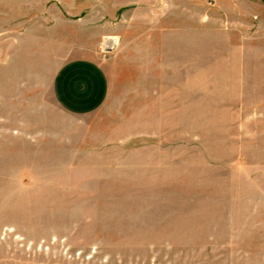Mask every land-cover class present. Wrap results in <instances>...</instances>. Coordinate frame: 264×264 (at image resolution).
Masks as SVG:
<instances>
[{"label":"rangeland","instance_id":"rangeland-1","mask_svg":"<svg viewBox=\"0 0 264 264\" xmlns=\"http://www.w3.org/2000/svg\"><path fill=\"white\" fill-rule=\"evenodd\" d=\"M163 5L149 35L0 18V264H264V0ZM88 55L108 98L75 117L50 79Z\"/></svg>","mask_w":264,"mask_h":264},{"label":"crops","instance_id":"crops-1","mask_svg":"<svg viewBox=\"0 0 264 264\" xmlns=\"http://www.w3.org/2000/svg\"><path fill=\"white\" fill-rule=\"evenodd\" d=\"M167 2L168 0H0V18L6 19L8 24L10 19L17 20L13 25L18 31L21 30L18 34L23 38L33 35L35 30L41 28L51 32L56 25L50 20H61L65 25L77 23L85 27L86 31L90 28L102 34L109 33L111 26L114 32L124 28L125 20L129 19V23L140 20L145 27H150L145 33L149 35L159 30L154 25H162L164 22L167 12L163 4ZM109 4L112 6L109 7ZM197 17L199 23L201 19L200 16ZM35 20H48L50 24L42 27L39 23L35 24ZM70 20L80 21L73 23ZM89 20H95L96 23ZM91 22L93 26H90ZM8 33L15 32L8 30ZM50 83L57 106L71 116L92 115L107 102L109 81L105 67L97 56L65 59L53 71Z\"/></svg>","mask_w":264,"mask_h":264},{"label":"bare ground","instance_id":"bare-ground-1","mask_svg":"<svg viewBox=\"0 0 264 264\" xmlns=\"http://www.w3.org/2000/svg\"><path fill=\"white\" fill-rule=\"evenodd\" d=\"M117 43L116 41H114V39H109L107 40V38L105 39V46L110 48V49H114L116 47Z\"/></svg>","mask_w":264,"mask_h":264},{"label":"built area","instance_id":"built-area-1","mask_svg":"<svg viewBox=\"0 0 264 264\" xmlns=\"http://www.w3.org/2000/svg\"><path fill=\"white\" fill-rule=\"evenodd\" d=\"M102 48H103V51L109 52V53L113 52L116 49V47L114 49H110V48L106 47L105 42L103 43Z\"/></svg>","mask_w":264,"mask_h":264}]
</instances>
